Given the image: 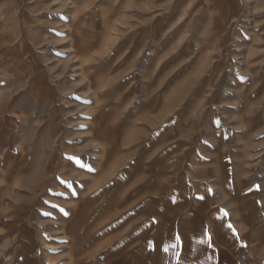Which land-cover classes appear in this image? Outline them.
I'll return each mask as SVG.
<instances>
[{"label": "rangeland", "instance_id": "rangeland-1", "mask_svg": "<svg viewBox=\"0 0 264 264\" xmlns=\"http://www.w3.org/2000/svg\"><path fill=\"white\" fill-rule=\"evenodd\" d=\"M176 233L264 264V0H0V264H178Z\"/></svg>", "mask_w": 264, "mask_h": 264}, {"label": "snow or ice", "instance_id": "snow-or-ice-1", "mask_svg": "<svg viewBox=\"0 0 264 264\" xmlns=\"http://www.w3.org/2000/svg\"><path fill=\"white\" fill-rule=\"evenodd\" d=\"M92 169H89V171H91ZM209 192H211V189L208 190ZM201 199H203V197H201ZM225 215H227V213H225ZM153 223H155V220H153ZM229 229L232 230L233 234L235 236H237L238 238V233H236L235 229L233 228V226L231 224L228 225ZM201 236L202 237H207V239H201L199 241L200 244L202 245H206L207 247L211 248L213 247L212 242H211V234L208 232L207 229H204L201 232ZM174 243H170V244H166L162 251L163 253H168L170 251V249L172 250L173 254L175 255V257L177 258L178 264H179V259L181 258V251L180 249L182 248V239H181V235L179 233H176L174 235ZM149 245L151 246V250L155 251L156 250V246L152 245L151 241L149 242ZM244 246V245H242Z\"/></svg>", "mask_w": 264, "mask_h": 264}, {"label": "crops", "instance_id": "crops-1", "mask_svg": "<svg viewBox=\"0 0 264 264\" xmlns=\"http://www.w3.org/2000/svg\"><path fill=\"white\" fill-rule=\"evenodd\" d=\"M251 106H252V105H251ZM92 201H93V197H92V198H89V203H90V204L87 205V207H88V211H89V214H88L89 216L87 217V218H88V222H89V229H95V227H96V223H95L96 220H95V217H94V215L91 216V214H90V213L92 212V208H93V206H92ZM78 208H79V207H78ZM78 208H77V209H78ZM75 209H76V208H75ZM77 209H76V210H77ZM79 219H82V220H83V224H82V226H77L78 229H85V217L83 216V217H80ZM209 253H210V252H209ZM209 253H208V257L211 256V254H212V253H210V254H209ZM69 260H70V259L67 260V261H68V262H66L67 264H70V263H69ZM52 262H53V260H52ZM77 262H78V264H82L83 260H79V261L77 260ZM84 262H85V260H84ZM57 264H58V263H57Z\"/></svg>", "mask_w": 264, "mask_h": 264}, {"label": "bare ground", "instance_id": "bare-ground-1", "mask_svg": "<svg viewBox=\"0 0 264 264\" xmlns=\"http://www.w3.org/2000/svg\"><path fill=\"white\" fill-rule=\"evenodd\" d=\"M80 220V219H79ZM82 220V219H81ZM77 222H78V220H77ZM78 224V223H77ZM79 225V224H78Z\"/></svg>", "mask_w": 264, "mask_h": 264}]
</instances>
